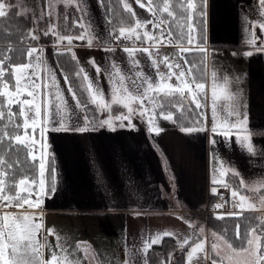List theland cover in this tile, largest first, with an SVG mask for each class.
I'll return each mask as SVG.
<instances>
[{"label":"crops","instance_id":"obj_1","mask_svg":"<svg viewBox=\"0 0 264 264\" xmlns=\"http://www.w3.org/2000/svg\"><path fill=\"white\" fill-rule=\"evenodd\" d=\"M122 1L125 3V0ZM142 2L146 3V0ZM256 2L257 0H206V40L201 44L206 48L205 61L208 73L207 127L210 129L212 123L211 72L215 68L219 78L222 73L230 71L232 75L240 77L239 82L234 83L233 90L238 88L243 93L244 111L248 118L247 127L252 135L255 154H249L246 148L238 146L234 138L231 141H224L222 137L216 136L217 144L214 147L210 143L212 137L210 131L183 133L176 123L163 121L159 117L157 123L162 129L159 135L148 133L146 122H142L139 117L133 118L135 128H120L119 122H116L115 131L99 127L98 121L103 118V114L97 113L93 105L89 106V111L83 107L77 108L63 79L66 74L57 61L56 51L68 47L67 41L58 42L52 35L45 40L47 36L43 35V30L51 24L57 28L56 37L75 36L79 34L80 29L74 26L73 22L83 17L82 22L90 25L93 44L89 47L86 41L73 40L71 47L78 62L76 70L79 71V68L83 67L95 82V68L88 63L94 58L95 64L102 69L99 76L100 86L105 92V98L110 99V86L106 82L103 70L109 63L115 62L125 74H129V64L127 54L122 51L125 46L117 43L119 41L116 39L117 34L113 31L103 3H98V0H87L86 4L81 5L85 11L80 13L75 7L62 6L63 0H47V4L42 2L43 8L45 12L52 11L53 15L44 19H36L29 9L24 11L37 23V32L34 33L40 39L34 47H42L45 50L43 58L47 66L56 70V77L67 100L72 119L76 121L75 123L72 121L71 126H84V116L87 115L88 126L96 129L87 132L72 130L46 132L51 147V156L46 163L48 166L49 161H52L56 190L49 193L39 209L30 210L48 215L46 227L47 230L52 229L54 235H49L46 230L42 244L47 241L55 250V236L58 235L61 243L70 248L71 255L80 260L81 264H85V261L87 264H122V261L125 264H144L145 259L149 264V250L156 244L147 252L143 251L144 245L162 233L161 230L154 228V222L160 221L157 224L165 228V232L172 231L173 241L181 245L186 239L181 227L189 222L194 229V233L192 232V236L189 237L190 242L200 237L205 238L211 249L212 243L215 242L218 245L216 253L224 258V264H243L247 254L239 251L241 245L235 247L225 238L217 239L222 236L212 231L208 224H203V221L208 219L210 213L205 209L216 195L211 193V188L217 187L218 190L221 187L219 184L211 183L212 170L214 167L217 168L219 178L217 162L223 160L224 167L228 169L224 181L231 185L229 192L234 209L225 213L246 212L241 221L248 226L242 229L244 235L241 241L248 229L258 226L264 228V204L260 202L261 197H264V152L261 151L264 149V52L240 43L241 35L242 39H247L240 27L242 8ZM8 3H14L18 10L28 6L26 0H8ZM129 4L135 13L134 22L136 19H152L151 15L139 8L134 0ZM130 26H134V23L125 28ZM148 30L153 31L151 25ZM246 35L248 37L247 33ZM133 46L139 48L150 46V43L136 41L135 45L127 47ZM183 46L188 45L185 43ZM105 47L114 48L115 51H105L103 50ZM178 47L175 43L161 44L160 56L169 55L171 59L178 51ZM249 50L254 52L251 57L229 54ZM199 55L201 54L193 52L186 54L184 58L190 64L191 58ZM137 58L143 71L156 79L155 70L150 68L147 55L138 53ZM180 62L183 64V60ZM159 70L167 71L163 64ZM74 79L77 80V84L71 83L68 77V84H71L73 91L80 87V79L76 73ZM218 82L222 80L218 79ZM172 83H175L174 79ZM83 93L87 99V93ZM76 95L83 104V99L77 92ZM169 110L174 112L175 109ZM121 111L126 113L122 106L114 105L112 115H119ZM124 123L127 124V121ZM49 127L51 128V125ZM233 172L239 173V176L235 177L239 181L243 179L245 182L243 186L235 185L229 179V176H234ZM235 189L247 197L248 203L255 207L249 208L247 204L244 209L236 207L231 197V191ZM200 212L203 213L198 214ZM141 214L153 217L147 221L140 217ZM155 216L157 219H154ZM173 225L174 228L169 230ZM160 237L163 240L165 236L163 234ZM77 243L87 245L83 252L75 247ZM228 244L237 250L231 253V260L228 259L231 252ZM189 250L190 245L184 248L179 264H187L186 253ZM176 251L180 252V249L175 248L172 254L169 253L171 259ZM42 255L45 260L49 259L47 247L43 249ZM212 255L216 258L213 250ZM161 258L162 264H166L163 259L165 257ZM214 258L204 259L201 256L199 260L194 259L193 264H211Z\"/></svg>","mask_w":264,"mask_h":264},{"label":"snow or ice","instance_id":"obj_2","mask_svg":"<svg viewBox=\"0 0 264 264\" xmlns=\"http://www.w3.org/2000/svg\"><path fill=\"white\" fill-rule=\"evenodd\" d=\"M42 2L47 4V0ZM86 2L87 0H64L62 6H72L83 13L85 9L81 5ZM134 2L139 8L149 13L152 19H136L134 26L121 27L116 39L141 41L150 43V46L122 48V51L127 54L129 74H125L115 62L109 63L103 70L106 82L110 86V99L105 98V92L100 86L99 76L102 69L95 64L94 58H91L88 63L95 68V82L83 67L76 72V76L80 79V88L87 93V99L83 104L77 98L76 92L72 90L71 84H68V77L64 76L63 79L75 106L87 110L89 105H93L97 113L107 112V117L98 121L99 127H107L115 131L116 122H119L120 128H135L133 118L139 117L142 122H146L147 132L156 135L162 131L158 126L157 117L175 124L174 112L169 109H177L181 115L191 114L193 117L191 121L193 126H181L179 128L181 132L192 134L210 131L212 134L210 143L214 147L217 144L216 136L222 137L224 141H231L234 138L238 146L246 148L249 154H255L252 135L247 127L248 118L244 111L243 93L238 88L233 90L234 83H238L240 77L227 71L218 78V73L213 68L210 85L212 123L209 129L206 123L208 93L206 84L202 82L208 76L205 60H201L198 67L195 64L190 65L184 58L186 54L196 52L206 59V48L201 46L205 39L203 33L206 23V0H199V3L197 0H174V2L162 0V3L155 6H153V0H146V3L142 0H134ZM257 2L261 8L260 20L252 24L251 30L245 28L248 38L243 43L252 46L256 51L264 52V0H257ZM98 3H102V0H98ZM14 7H16L14 3L0 0V18L8 17ZM123 7L128 13L135 15L131 4L125 2ZM16 15H25V12L18 11ZM52 15V11L41 12L40 18H51ZM82 19L83 17L73 22L74 26L80 29L78 35L57 37L58 42L67 41V54L71 55L73 60L77 59L71 47L73 40L86 41L89 47L93 44L89 31L90 25L82 22ZM248 23L246 19L245 24ZM149 25L153 31L148 30ZM256 28L260 31L259 36L255 34ZM154 32L158 34H153ZM29 35L32 40L39 39L38 36L31 34V30ZM43 35L57 36L56 26L48 25L43 30ZM173 43L179 46L176 54L171 59L169 55L160 56V45ZM185 43L188 46H183ZM103 50L115 51L114 48L108 47ZM44 51L42 47H31L27 50V62H13L9 56L0 51V264H81L80 260L71 255L70 248L61 243L58 235L55 236V250L47 241L40 243L37 236L44 228L43 214L30 211L39 209L49 193H54L56 190L55 171L46 163L48 146L45 142V133L96 130L88 126L87 115L84 116V126H71L72 114L67 100L56 77V70L47 66L43 58ZM138 53L147 55L150 68L155 70L156 79L143 71L141 62L137 58ZM229 54L251 57L254 52L249 50ZM180 60H183V64ZM161 64L167 69L166 72L159 70ZM173 79L175 83H172ZM218 79L222 82H218ZM114 105L122 106L126 109V113L121 111L119 115H112ZM14 106L15 111H13ZM125 121L127 124L124 123ZM8 149L10 151H7ZM6 151L7 159L3 158ZM261 151L264 152V149ZM21 153H24L23 157ZM213 159L215 160V156ZM217 163L219 178L217 168L214 167L211 183L230 189L231 185L224 181L228 172V169L224 167L225 162L219 160ZM232 174L239 176L238 172ZM244 183L241 178L240 185L243 186ZM217 191V187L211 188L213 195ZM231 197L234 205L239 209H244L245 204L249 208L255 207L248 203L247 197L239 195L235 190L231 191ZM260 202L264 204V197H261ZM223 206V203H217L214 209H221ZM47 231L49 235H54L52 229ZM172 235L171 232L164 233V236ZM236 238L240 240L239 225L236 229ZM217 239H223V237ZM160 240L161 237L157 235L150 243L146 242L143 251L147 252L152 245L159 244ZM240 242L239 251L247 254L243 264H264V243H262L264 228L258 226L248 229L245 238ZM184 245H190V250L186 253L187 264H193L194 259L199 260L200 254H204L203 258L207 259L203 239L191 242L189 239H184L181 249ZM227 246L231 250L228 257L231 260V253L237 250L231 244ZM45 247L48 248L49 259L47 260L42 255ZM75 247L83 252L87 245L77 243ZM211 247L216 256L211 264H218V260L220 264H224V258L216 253L217 243L213 242ZM85 264H87L86 261ZM122 264L125 262L122 261ZM144 264H147V259Z\"/></svg>","mask_w":264,"mask_h":264},{"label":"trees","instance_id":"obj_3","mask_svg":"<svg viewBox=\"0 0 264 264\" xmlns=\"http://www.w3.org/2000/svg\"><path fill=\"white\" fill-rule=\"evenodd\" d=\"M197 2L199 3V0H197ZM102 3L107 13V16L109 17L111 26L113 27V31L115 34H118L119 29L121 27H126L127 25L134 23V16L128 13V11L123 7L124 3L122 0H102ZM158 3H162V0H153V6H155ZM18 11L19 10L16 6L9 13L8 17L0 18V51H2L5 55L9 56L13 62H27L28 60L27 50L29 49L30 45L37 44L38 40H32L29 35V32L31 30L30 27L32 26L33 23L32 17L27 14L17 16L16 13ZM205 11H206V5H205ZM177 16H179L178 12H177ZM206 24L207 23H205V29L203 33L205 38L204 42L206 40ZM31 34L34 35L32 31ZM173 35H175V33ZM61 52L65 54L64 55L59 54ZM56 58L62 70L65 72L66 76L69 77L70 82L73 84L74 83L77 84L78 83L77 80L74 79V75L77 71L76 69H78L77 59L73 60L71 55L67 54V48L57 49ZM201 60H205V57L203 55H199L194 59L191 58L190 65L195 64L199 67ZM202 82L206 84V80ZM75 91L77 92L78 96L81 99H83V103H84L86 101V97L82 89L80 87H76ZM89 106H88V111L90 110ZM13 111H15V106L13 107ZM193 111H195L194 107H193ZM174 115H175L174 119L176 120L177 126L179 127L193 126L191 123L193 118L191 114L181 115L180 111L175 109ZM7 151H10V149H8ZM7 151L3 156V158L5 159L8 158ZM23 155L24 153H21V157H23ZM48 167L52 169V161H49ZM29 175H31V173H29ZM48 179L50 180L51 177L49 176ZM229 179H231L235 185L238 186L240 185V181L235 176H229ZM202 213L203 212H200L198 214H202ZM244 213L246 212H242V213L212 212L209 214L207 220L208 227L212 231L218 233L220 236H222L227 241H229L233 246L240 247L241 237H243L244 235L242 229L248 226L247 224H244L243 221H241V218L244 215ZM220 216L224 218L223 219L217 218ZM249 218L251 217L249 216ZM237 225H239L240 240H237L236 238ZM187 246L188 245H184L183 249H181V244H177L176 242H174L171 236H165L159 244H156L149 250L148 263L162 264L163 261L161 256H163L165 257L163 258L164 262L167 264L171 260L169 253L172 254V251L175 248L180 249V256L178 258V262H180L182 260L183 250L184 248L186 249Z\"/></svg>","mask_w":264,"mask_h":264},{"label":"rangeland","instance_id":"obj_4","mask_svg":"<svg viewBox=\"0 0 264 264\" xmlns=\"http://www.w3.org/2000/svg\"><path fill=\"white\" fill-rule=\"evenodd\" d=\"M26 1L28 2L27 8L21 7L19 11L24 12V11H27L26 9H29L28 11H30V12L32 11L33 12L32 14H33V16L36 19L40 18V13L41 12H45L46 11L43 8L42 0H26ZM130 1L131 0H125V2H127V3H130ZM6 2H8V0H6ZM64 7L66 8V6H64ZM260 12H261V8H260L258 2L250 4V5H245L242 8L241 15H240V27H241V30L244 32L246 38H248V37L246 35L245 28L247 27L249 30L252 29V24L256 23V22H258L260 20ZM42 19H44V18H42ZM246 19H247V21H249V23L247 25L245 24V20ZM32 20H33V18H32ZM30 29H31L32 33L35 35V33L37 32V30H36L37 29V23L35 21H33L32 26L30 27ZM256 29H255V31H256ZM255 34L257 36H259V33H255ZM56 38L57 37L55 36L54 39H56ZM46 39H48V36H47V38L45 37V40ZM244 41L245 40L242 39V35H241L240 36L241 45L245 44V43H243ZM34 46H36V45H33L32 47H34ZM66 48L67 47H63V49H66ZM93 107H95V106H93ZM107 115H108L107 112L103 113V118L102 119L106 118ZM72 121L74 123L76 122L74 119H72ZM45 142H46V144L48 146L47 149H46V155H47V160L46 161H48L50 159V156H51V153H50L51 147H50V144H49L48 137H47L46 133H45ZM235 191H239V190L235 189ZM239 195H241L240 192H239ZM229 212H231V211H229ZM37 213H39V212H37ZM210 213H212V212H210ZM213 213H215V212H213ZM47 217H48V215L43 213V225H44V228L42 229L41 233L38 234V236H37V239L40 241V243L43 242V238H44V235H45L46 230H47V227H46ZM140 217L142 219H146L148 221L149 219H152L151 217H153V216L149 217L148 215L141 214ZM154 219H157V217L155 216ZM207 220L204 219L203 224H207ZM157 223H160V221H155L154 222V228L162 231V233L160 234V236H161V235H163L165 233V230H164L165 228L158 226ZM173 228H174V225L169 230H172ZM181 230L184 232L186 239H189V237L192 236V232L194 233V229L192 228V226H191V224L189 222L185 223V225L183 227H181ZM196 234H197L196 236L198 237V232H196ZM198 239L199 238H197V240ZM200 239L204 240V243H205L204 252L206 253L207 257L208 258H214L213 255H212V249L210 247H208V244L206 242L207 240L205 241V238H201V237H200ZM42 253H43V251H42ZM200 256L204 257V254H200Z\"/></svg>","mask_w":264,"mask_h":264},{"label":"built area","instance_id":"obj_5","mask_svg":"<svg viewBox=\"0 0 264 264\" xmlns=\"http://www.w3.org/2000/svg\"><path fill=\"white\" fill-rule=\"evenodd\" d=\"M119 45H124V46H129V45H135L136 41L132 40H125L121 38L118 42ZM217 203H223L224 206L221 209H214V205ZM234 209L232 208V203L230 199V192L229 189H225L223 187H220L216 193V195L209 201L207 208L205 211L207 213L210 212H229L233 211ZM180 256V252L176 251L174 254V257L171 259L170 264H179L178 263V258Z\"/></svg>","mask_w":264,"mask_h":264},{"label":"flooded vegetation","instance_id":"obj_6","mask_svg":"<svg viewBox=\"0 0 264 264\" xmlns=\"http://www.w3.org/2000/svg\"><path fill=\"white\" fill-rule=\"evenodd\" d=\"M255 33H259V35H260V31H259V29H258V28L256 29Z\"/></svg>","mask_w":264,"mask_h":264}]
</instances>
